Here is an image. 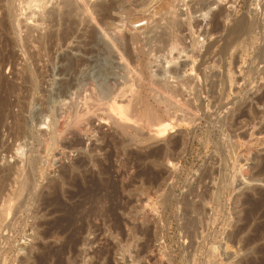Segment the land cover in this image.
<instances>
[{
	"label": "rangeland",
	"instance_id": "374dc122",
	"mask_svg": "<svg viewBox=\"0 0 264 264\" xmlns=\"http://www.w3.org/2000/svg\"><path fill=\"white\" fill-rule=\"evenodd\" d=\"M66 2L0 1V264H264V0ZM114 85L172 132L76 121Z\"/></svg>",
	"mask_w": 264,
	"mask_h": 264
},
{
	"label": "bare ground",
	"instance_id": "6f19581e",
	"mask_svg": "<svg viewBox=\"0 0 264 264\" xmlns=\"http://www.w3.org/2000/svg\"><path fill=\"white\" fill-rule=\"evenodd\" d=\"M1 1V0H0ZM31 1V0H30ZM81 2L82 1H86V0H80ZM80 1H78V0H67V4L70 6H72V5H74V4H76V3H80ZM12 2V1H11ZM171 2V1H170ZM14 3V2H13ZM74 3V4H73ZM118 3V2H117ZM116 3V4H117ZM169 3V2H168ZM178 3V2H177ZM65 4V3H64ZM87 4V3H86ZM166 5H169V4H166ZM75 6H77V4L75 5ZM226 6V5H225ZM104 7V6H103ZM102 7V8H103ZM107 7V6H106ZM108 7H110V6H108ZM69 8V7H68ZM72 8H74V6L72 7ZM94 8V7H93ZM163 8V7H162ZM225 8V7H224ZM75 9H77L76 7H75ZM111 9V8H110ZM161 9V8H160ZM165 9H167L166 7H165ZM72 12H73V10L74 9H70ZM108 10V9H107ZM115 10V9H114ZM118 10V9H117ZM162 10V9H161ZM164 10V9H163ZM222 10V9H221ZM68 11V10H67ZM121 11V10H120ZM69 12V14L71 15V13L72 12H70V11H68ZM67 12V13H68ZM74 12H77V11H74ZM73 12V13H74ZM119 12V11H118ZM161 12V11H160ZM164 12H166V10L164 11ZM170 12V11H169ZM219 12V11H218ZM168 13V12H167ZM173 13H175V12H173ZM220 13V12H219ZM68 14V18H69V15ZM75 15V14H74ZM112 15V14H111ZM163 15H164V13H163ZM171 15V14H170ZM71 16H73V15H71ZM76 16V15H75ZM75 16H73V17H75ZM119 16V15H118ZM167 16V15H166ZM165 16V17H166ZM175 16V15H174ZM72 17V18H73ZM112 17V16H111ZM167 18V17H166ZM173 18V17H172ZM76 19V18H75ZM78 19V18H77ZM216 19V18H215ZM3 20V19H2ZM73 20V19H72ZM167 20V19H166ZM170 20H171V17H170ZM74 22H76L75 20H73ZM78 21V20H77ZM105 21V20H104ZM73 22V23H74ZM8 24V23H7ZM72 26V25H71ZM111 26V25H110ZM169 28V27H168ZM76 30V29H75ZM74 30V31H75ZM86 31V30H85ZM135 31V30H134ZM161 32V31H160ZM93 33V32H92ZM110 33H111V31H110ZM122 34V33H121ZM134 34V33H133ZM45 37V36H44ZM116 37H118V36H116ZM120 37V36H119ZM132 37H134V36H132ZM156 38V37H155ZM108 39V38H107ZM163 39V38H162ZM165 39V38H164ZM170 39V38H169ZM111 40V39H110ZM117 41V40H116ZM166 46V45H165ZM174 46V45H173ZM125 53V52H124ZM129 54V53H128ZM263 73V77H264V71L262 72ZM67 79V78H66ZM119 81V80H118ZM64 82V81H63ZM67 82H68V80H67ZM67 82L65 83H63L65 86V88L64 89H66V88H70L71 86H69L68 85V87H67ZM115 82H116V80H115ZM164 82V81H163ZM122 83V82H121ZM157 83V82H156ZM62 84V85H63ZM112 84H113V82H112ZM115 84V83H114ZM118 84V83H117ZM158 84H159V82H158ZM157 84V85H158ZM70 85H71V82H70ZM156 85V84H155ZM154 84H153V86H155ZM157 85H156V87H157ZM161 85H162V83H161ZM161 85H159V86H161ZM164 85V84H163ZM90 86H92V85H90ZM110 86V85H109ZM117 86V85H116ZM165 87H167L168 86V84L167 85H164ZM264 86V85H263ZM63 87V86H62ZM111 87H113V86H111ZM110 87V88H111ZM119 87V86H118ZM121 87V86H120ZM163 86H161L159 89H160V91L159 92H161V94H163V91H164V93H165V91H167V90H163V89H161ZM109 88V89H110ZM126 88V87H125ZM171 87H169L168 89H170ZM111 89H113V90H109V91H111V93L113 94V95H111L110 96V98L109 99H107L106 97V99H104V97L103 96H101L100 94H98L97 95V93H96V95H94L95 94V91H94V88L92 89V91L94 92V93H89V95H88V97L85 99V107H84V109H83V107H82V111L80 112H78L77 113V119H76V121H79L80 122V120L82 119V118H86V117H88V115L89 116H92L93 115V117H96V116H94L95 115V113L97 112H95L94 110H98L99 108H101V109H99L100 111H99V113H100V116H98V114H97V117H100V118H108L107 120L109 121V124L111 125L112 124V127H114L115 128V132H116V134L118 135V134H122V135H124L123 133H133V135H134V132L135 133H140V132H143V131H145V134L143 133V138H145V139H147V140H154V139H157V138H160V137H163V135H164V133H167V132H169V129L168 128H170V124L171 123H168L167 121H164V120H162V119H160L159 121H151V120H149L150 122H148L147 120H148V118L149 119H151V117H149L148 116V118H147V123H145V121H144V116L147 114H152V113H155L156 111H155V109H154V106H152L151 104H149V103H147V105H145V108H144V110H139V109H137L138 107H137V105H139V104H137L142 98H140L139 96H135L134 95V93L133 94H126V90H124V87H122V89H116L115 88V85H114V88H111ZM129 89V88H128ZM132 89V88H131ZM152 89V88H151ZM157 89V88H156ZM173 89V88H172ZM171 89V90H172ZM135 90V89H134ZM133 90V91H134ZM163 90V91H162ZM188 90V89H187ZM4 91V90H3ZM150 91V90H149ZM158 91V89L156 90V92ZM173 91V90H172ZM179 91V90H178ZM181 91V90H180ZM151 92V91H150ZM158 92V93H159ZM109 93V92H108ZM110 93V94H111ZM182 93V92H181ZM188 93V92H187ZM63 94V93H62ZM72 94V93H71ZM154 94H155V92H154ZM161 94H159V96L161 95ZM166 94H167V92H166ZM166 94H163V96L164 95H166ZM179 94V93H178ZM86 95V96H87ZM134 95V96H133ZM168 95H170V94H168ZM167 95V96H168ZM182 95V94H181ZM155 96V95H154ZM154 96H152L154 99H155V97ZM156 96H157V94H156ZM158 96V97H159ZM173 96V95H172ZM174 96H177L176 94L174 95ZM196 96H197V94H196ZM68 97V96H67ZM109 97V96H108ZM179 97V96H178ZM152 98V99H153ZM161 98V100L163 99V101L164 102H166V98L167 97H165V98H163V97H160ZM182 98V97H181ZM258 99H257V103L259 102L260 104H262V105H264V91L263 92H261V95H260V97H257ZM145 99V98H144ZM158 99V98H157ZM184 99V98H183ZM67 100V99H66ZM143 101V99L141 100V102ZM147 101V100H146ZM155 101H156V99H155ZM160 100H158L157 102H159ZM163 101H161L162 103H163ZM140 102V103H141ZM149 102V101H148ZM151 102V101H150ZM122 103V104H121ZM90 104H93V106L94 105H96L97 107L98 106H100V107H98V109H96L97 107L95 106L94 107V110H93V113L94 114H92V107H90ZM190 104V103H189ZM81 108V107H80ZM143 108V107H142ZM177 108V107H176ZM181 108V107H180ZM159 109V108H158ZM162 109V108H161ZM174 109V113H175V107L173 108ZM173 109H171V110H173ZM102 110V111H101ZM245 110L246 111H244L243 110V115H245V114H248V110L245 108ZM166 111H168L167 110V108H166ZM178 111V110H177ZM77 112V111H76ZM172 112V111H171ZM90 114H92V115H90ZM242 114V113H241ZM261 114V113H260ZM163 115H165L164 113H163ZM188 115V114H187ZM242 115V116H243ZM153 116V115H152ZM184 116V115H183ZM259 117V116H258ZM146 118V117H145ZM154 118V117H153ZM152 118V120H155V119H153ZM159 118H163L160 114H159V116L157 117V120L159 119ZM170 118V117H169ZM98 119V118H97ZM89 120V119H88ZM103 120V119H102ZM106 120V121H107ZM178 120V119H177ZM178 121H181V120H178ZM84 122V121H83ZM176 122V121H175ZM183 122V121H182ZM177 123V122H176ZM251 123V122H250ZM259 123V122H258ZM263 123V122H262ZM173 124V123H172ZM264 124V123H263ZM25 124L24 123H22V124H20V128H19V130H18V134L20 135V134H25L26 133V126H24ZM178 125V124H177ZM174 126V125H173ZM172 125H171V127H173ZM261 126V125H260ZM25 127V128H24ZM76 127V126H75ZM78 127H80V126H78ZM81 128V127H80ZM260 128H263L264 129V126H262V127H260ZM260 128H259V130H260ZM63 129V128H62ZM78 129V128H77ZM173 129V128H172ZM262 129V130H263ZM59 130V129H58ZM143 130V131H142ZM258 130V131H259ZM262 130H260V132L262 131ZM25 131V132H24ZM81 131H82V129H81ZM58 132V131H57ZM60 132H62V131H60ZM74 132V131H73ZM76 132H78V131H76ZM172 132V131H171ZM171 132H169V134L171 133ZM174 132V131H173ZM259 132V133H260ZM48 133V132H47ZM262 133V132H261ZM57 134H61V133H57ZM76 134V133H75ZM142 134V133H141ZM140 134V135H141ZM264 134V133H263ZM26 135V134H25ZM115 135V134H114ZM140 135H139V138L137 137V138H135L136 140L137 139H141L142 137H140ZM59 136V135H58ZM131 136V135H130ZM142 136V135H141ZM166 136V135H165ZM168 136V135H167ZM259 136V135H258ZM19 137V136H18ZM20 137H22V136H20ZM66 138V137H65ZM81 138V137H80ZM134 138V137H133ZM133 138H131L132 140H133ZM134 139V140H135ZM159 146V145H158ZM53 147V146H52ZM21 150V149H20ZM248 153V152H247ZM247 157H249V156H247ZM157 158V157H156ZM162 158V157H161ZM174 158V157H173ZM158 161V160H157ZM23 162V161H22ZM16 164V163H15ZM14 164H12V166H13ZM264 165V164H263ZM11 166V165H10ZM9 166V167H10ZM14 166H16V165H14ZM18 166V165H17ZM13 168V167H12ZM11 168V169H12ZM15 168V167H14ZM18 168V167H17ZM1 170V169H0ZM2 171V170H1ZM0 171V172H1ZM209 171V170H208ZM4 172V171H3ZM9 172H10V170H9ZM5 174V173H4ZM6 174H8V173H6ZM15 174V173H14ZM19 174H20V172H19ZM161 174V173H160ZM15 176V175H14ZM208 176V175H207ZM23 177H24V175H23ZM163 177V176H162ZM11 178V177H10ZM25 178V177H24ZM251 178H255V176L253 177V175H252V177ZM258 178V177H257ZM256 178V179H257ZM22 179V178H21ZM20 179V185H19V187H16V188H18V190L16 191L17 193H22V191L24 190V189H26L29 185H30V180H29V182L27 181V178L26 179H22L21 180ZM249 179V178H248ZM164 180V179H163ZM155 181V180H154ZM4 182V181H3ZM3 184V183H2ZM157 184V183H156ZM4 185V184H3ZM9 185V184H8ZM153 187V186H152ZM2 188V187H1ZM15 188V189H16ZM32 188V187H31ZM15 192V193H16ZM198 193V192H197ZM191 194V193H190ZM205 194V193H204ZM15 195V194H14ZM16 196V195H15ZM20 196V195H19ZM18 196V197H19ZM206 196V195H205ZM17 197V196H16ZM186 198V197H185ZM208 198V197H207ZM131 199V198H130ZM18 200V199H17ZM21 201V200H20ZM183 202V201H182ZM17 203H19V202H17ZM140 204V203H139ZM193 204V203H192ZM209 204V203H208ZM4 205V204H3ZM131 205V204H130ZM2 206V205H1ZM148 206V205H147ZM186 206V205H185ZM188 206V205H187ZM11 207V206H10ZM144 207V206H143ZM148 208V207H147ZM152 208V207H151ZM188 208V207H187ZM190 209V208H189ZM188 209V210H189ZM194 209V208H193ZM54 210V209H53ZM187 210V211H188ZM193 211V210H192ZM7 213V212H6ZM12 213V212H11ZM189 213H191V211L189 212ZM186 214V213H185ZM83 215V214H82ZM145 215V214H144ZM189 215V214H188ZM7 217V216H6ZM13 217V216H12ZM188 218V217H187ZM2 220L4 221V219H3V214H1L0 213V225L2 224L1 222H2ZM195 224V223H194ZM199 226V225H198ZM190 227V226H189ZM195 228V227H194ZM78 229V228H77ZM8 231V230H7ZM190 232V231H189ZM196 232V231H195ZM197 233V232H196ZM236 237V236H235ZM69 246V245H68ZM47 264V263H46Z\"/></svg>",
	"mask_w": 264,
	"mask_h": 264
}]
</instances>
